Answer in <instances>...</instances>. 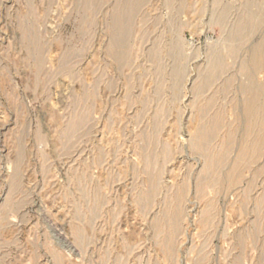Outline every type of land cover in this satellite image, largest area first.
<instances>
[{
  "label": "rangeland",
  "instance_id": "rangeland-1",
  "mask_svg": "<svg viewBox=\"0 0 264 264\" xmlns=\"http://www.w3.org/2000/svg\"><path fill=\"white\" fill-rule=\"evenodd\" d=\"M263 9L0 0V264H264Z\"/></svg>",
  "mask_w": 264,
  "mask_h": 264
},
{
  "label": "bare ground",
  "instance_id": "bare-ground-1",
  "mask_svg": "<svg viewBox=\"0 0 264 264\" xmlns=\"http://www.w3.org/2000/svg\"><path fill=\"white\" fill-rule=\"evenodd\" d=\"M133 3L134 2H132L131 5ZM116 25L121 28L120 34H122L123 33V30H124V21L122 20V18H118L116 20ZM237 35H238V33H237ZM121 45H122V43H121ZM261 46H259L258 48H256L255 53H254V56H253V59H252V66L255 69H260V70L264 69V61H263V58L260 55ZM116 59L119 60V57L117 56ZM216 65H217V62H216ZM247 92H248V97H247V100H246V103H245V112H246V115L250 119L249 120L250 130L251 131L252 130H255L257 132H256V134L252 138L247 139L246 143H244L243 147L241 148V150L239 152L238 158H237V160H236V162H235V164H234V166H233V168L231 170V177L233 179L232 181H234V182L237 181V178H236L235 174H237V171L239 170V168L242 165H244L246 163V161H247L246 160L247 155H250L251 157L257 156L259 154L260 150H261V146L260 145L264 141V83L262 85L251 84L248 87ZM259 96H261L263 98V102L262 103H259V101H258V97ZM259 115H262V117H260ZM254 117H256V119L251 120ZM217 122H219L218 119L214 122V124H217ZM255 127L257 128V130L255 129ZM202 140H204V138ZM172 231H174V230H172ZM163 242H165V240Z\"/></svg>",
  "mask_w": 264,
  "mask_h": 264
}]
</instances>
